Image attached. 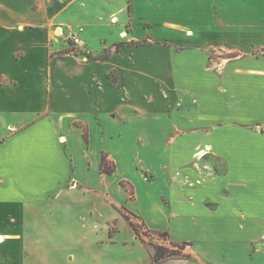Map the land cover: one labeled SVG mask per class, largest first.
I'll list each match as a JSON object with an SVG mask.
<instances>
[{
  "label": "crops",
  "instance_id": "crops-1",
  "mask_svg": "<svg viewBox=\"0 0 264 264\" xmlns=\"http://www.w3.org/2000/svg\"><path fill=\"white\" fill-rule=\"evenodd\" d=\"M104 209L106 264H264V0H0V264Z\"/></svg>",
  "mask_w": 264,
  "mask_h": 264
},
{
  "label": "rangeland",
  "instance_id": "rangeland-1",
  "mask_svg": "<svg viewBox=\"0 0 264 264\" xmlns=\"http://www.w3.org/2000/svg\"><path fill=\"white\" fill-rule=\"evenodd\" d=\"M231 57L235 56L233 52L230 54ZM123 215V213H121ZM110 211L104 209V217L100 220L97 225L98 227H80L77 217L71 219V226L69 233L71 234L72 240H66L64 242V248H53L46 243L41 242V246L38 247V253L35 251V259L39 264H49L47 258H61L71 257V261L68 264H106L105 260L126 258L127 256L133 255L136 249H133L132 254L130 248L124 245V242L131 240V233L126 230V227H122L123 223L119 222L118 234L116 243L108 244L110 237L108 235V227H106L107 220L111 223ZM140 223L130 216V221ZM82 223V221H80ZM118 226V224H117ZM114 229V226H112ZM135 227H139L135 224ZM142 238L144 237L147 243L155 245L157 241L165 240V234H147L141 231ZM112 238V237H111ZM48 242V240H46ZM49 244V242H48ZM158 245V244H157ZM132 246V245H130ZM161 246V245H160ZM71 254V255H70ZM137 256V254H135ZM104 258V259H102ZM66 260V259H64Z\"/></svg>",
  "mask_w": 264,
  "mask_h": 264
},
{
  "label": "trees",
  "instance_id": "trees-1",
  "mask_svg": "<svg viewBox=\"0 0 264 264\" xmlns=\"http://www.w3.org/2000/svg\"><path fill=\"white\" fill-rule=\"evenodd\" d=\"M131 45H138V43H130ZM122 44L116 45V50L121 46ZM109 56V53L103 54L102 56L98 57L97 59H105ZM110 75V80H114ZM102 171L109 173L112 171V168H109L107 166L106 160L103 157L101 162ZM126 219L129 220V217L126 216ZM133 227V226H132ZM136 235H138V232H136ZM139 236V235H138ZM146 246L148 247V250L150 252L151 256V262L152 264H158L161 262H164L166 260L170 259H177V258H186L187 256L184 255L183 249L185 244H171V247H165L160 245H153L151 243H146Z\"/></svg>",
  "mask_w": 264,
  "mask_h": 264
},
{
  "label": "built area",
  "instance_id": "built-area-1",
  "mask_svg": "<svg viewBox=\"0 0 264 264\" xmlns=\"http://www.w3.org/2000/svg\"><path fill=\"white\" fill-rule=\"evenodd\" d=\"M70 43H71L72 48L76 49L81 44V40L76 35L72 34L70 37Z\"/></svg>",
  "mask_w": 264,
  "mask_h": 264
}]
</instances>
